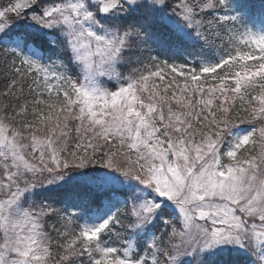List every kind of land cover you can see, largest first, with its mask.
Segmentation results:
<instances>
[{"label": "snow or ice", "instance_id": "obj_1", "mask_svg": "<svg viewBox=\"0 0 264 264\" xmlns=\"http://www.w3.org/2000/svg\"><path fill=\"white\" fill-rule=\"evenodd\" d=\"M0 264H264V0H0Z\"/></svg>", "mask_w": 264, "mask_h": 264}, {"label": "trees", "instance_id": "obj_2", "mask_svg": "<svg viewBox=\"0 0 264 264\" xmlns=\"http://www.w3.org/2000/svg\"><path fill=\"white\" fill-rule=\"evenodd\" d=\"M248 3L259 5L261 3V0H247ZM0 76H2V69H0Z\"/></svg>", "mask_w": 264, "mask_h": 264}, {"label": "rangeland", "instance_id": "obj_3", "mask_svg": "<svg viewBox=\"0 0 264 264\" xmlns=\"http://www.w3.org/2000/svg\"><path fill=\"white\" fill-rule=\"evenodd\" d=\"M5 2H6V0H5Z\"/></svg>", "mask_w": 264, "mask_h": 264}]
</instances>
